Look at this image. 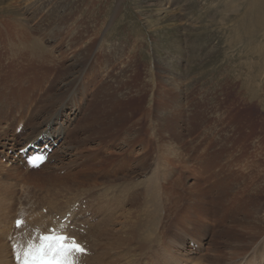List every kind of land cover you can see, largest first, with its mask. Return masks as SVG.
Wrapping results in <instances>:
<instances>
[{
    "label": "rangeland",
    "instance_id": "obj_1",
    "mask_svg": "<svg viewBox=\"0 0 264 264\" xmlns=\"http://www.w3.org/2000/svg\"><path fill=\"white\" fill-rule=\"evenodd\" d=\"M52 3V10L62 12L54 17L61 26L87 32L82 37H74L73 32L53 36L43 31L54 19L39 0H0V60L12 46L21 47L19 41L10 44L11 26L19 24L43 25L34 35L43 40L45 49H55L57 56L56 61L49 60L51 53L38 58L36 49L29 50L32 56L27 53L30 59L27 54H13L14 59L8 56L10 62L0 63L3 76L15 81L27 78L31 84L37 81L44 88L42 94L53 86L70 90L67 84L81 78L91 81V92L77 101L70 92L66 94L63 166L51 169L45 160L41 165L28 161L21 165L20 180L12 183L30 185L26 189H32L31 198L37 199L44 194L40 185H49L57 191L60 205L70 200L87 201L86 205L92 202L90 195L114 194L116 199L110 201L114 213L128 208L136 217L153 221L157 233L185 234L189 248H193L191 241L201 242V248L193 249L199 251L196 256H203L197 261L205 264H236L240 256L232 259L235 252L242 256L239 261L253 253L264 258V216L252 210L260 203L264 208V0ZM90 44L92 48L86 49ZM87 52L88 60L81 54ZM15 99L10 100L13 107H25L20 96ZM27 118L18 126L10 122L20 142L14 141L15 150H7L11 156L19 155L32 135L33 130L24 126ZM181 132L180 142L170 143L168 155L166 139ZM0 165L10 170L15 166L1 155ZM29 165L32 168L27 170ZM74 176H82L81 186ZM198 182L201 189L196 187ZM85 184L91 188L89 193H84ZM225 184L231 194L220 208L216 203L221 195L215 194H221ZM203 190L208 191L210 203L196 210L192 198L203 197ZM244 199L253 204L243 212L247 218H240L237 209L231 214ZM209 205L211 213L205 216ZM256 225H260L257 232L263 231L253 239L246 227ZM243 230L246 237L240 236ZM145 256L139 262L144 264Z\"/></svg>",
    "mask_w": 264,
    "mask_h": 264
},
{
    "label": "bare ground",
    "instance_id": "obj_2",
    "mask_svg": "<svg viewBox=\"0 0 264 264\" xmlns=\"http://www.w3.org/2000/svg\"><path fill=\"white\" fill-rule=\"evenodd\" d=\"M52 1L39 0V6H41L42 8L43 7L46 8L47 6V12L46 11L45 12L48 13L50 17H53L51 19H54V17H59L58 15H62V12L56 9L52 10V8L54 7ZM53 14H57V15L53 16ZM47 25L48 26L46 30L43 31H47V33H53L52 34L53 36H58V37H60L62 33L69 34L71 32H73L74 37L75 34H78L79 37H82L83 31L87 32V30L80 29V27L77 26L76 27L71 25L61 26L62 23L57 21L56 19L52 20L51 22L48 21ZM42 27L40 28L28 24H19L17 26H11V28H13V34L10 44H12L14 41H19L21 47L14 49L12 46V50L10 48L11 51L8 53V55L2 58L3 61L5 62L6 60H8L7 62H10L8 56H12L14 59V55H18L20 53L26 55L27 53L30 52L29 51L30 49L33 51L34 49H36L37 52L36 51L35 52L36 54L38 53L39 55L38 58L43 57V59L47 58L46 55L48 53H51L49 60L56 61L57 56H55V49H51V51H48L43 47L44 46L43 40H41L40 37H36L34 35V32L38 31L39 28L42 29ZM29 37H31V39H29ZM91 48H92V44L86 46V49H91ZM40 51L41 54H43L44 56H41V54H39ZM31 53L32 52H30V55L32 56ZM87 53L88 54L86 53H81V54L84 55V59L87 58L88 60V57L89 55L91 56V54H89V52ZM30 55L27 54L28 56L27 58L30 59ZM35 58L36 57H34V59ZM43 59L41 60L38 59L36 61L41 62ZM3 61L0 60V63H3ZM71 67H77V66H75V64H72ZM3 74L4 73L0 69V122L3 123L2 125H0V129L2 131L0 134L3 135V138L2 139L0 138V155L4 158L9 157L11 160L14 161L15 166L10 170V168L7 169L2 167V165H0L1 167L0 174H2L0 176V264H20V261L22 260V259L20 260V258L26 251V243L22 240L21 235L27 231L28 226H32V227L39 226L42 229L44 227V230H47V228L51 224H53V219L55 216L59 215L61 217H64L67 213H71L72 218L70 219H72V224L80 229L79 233L75 231L74 235L78 236L79 238H82L83 240H86L92 251L91 255L86 258L87 264H143L139 262V260L141 259V257H143L144 254L146 255L145 256L146 261H144L143 259L144 264H205L202 262V259H201L202 263L200 261H197V258L199 257L203 258V256H196L197 254H199L198 250L189 248L187 247V245H185V242L188 239V236H185V234L182 233L160 234L159 232L157 233L152 230L154 223L153 221L149 219L145 220L136 217V214L133 213V211H129L128 208L125 209L124 207L118 208L114 213L110 204V201L112 199H116L114 194L107 193L105 198H101V196L97 197V195H90L88 199L92 200V202L89 201V203H87L85 207H84V202H81L80 200H70L67 201L65 205H60L59 204L60 202L58 203L57 191L54 188L50 187L49 185L47 186H45L46 184L40 185L42 186L40 190L43 191L44 193L43 196L40 197L39 199L32 197L33 198L32 199L31 198V193H33L32 189L31 190L26 189V187L31 188L30 185L20 184L18 182L12 183V181H15L17 178H19L20 180V176H21L20 174L22 173L21 165L25 166L26 161L25 159H23L21 154L17 156L16 155L11 156L9 155V153H7L8 149L15 150L16 144L14 141H16L17 139L15 138L16 137V135H14L15 133H13V131L10 129L11 127L10 122H16L17 126L19 124L21 125L23 120L27 118L26 117L27 113H29V118H27L28 120L24 124V126L28 129H32L33 132L29 140H27L29 142H27L24 147L36 141L41 136H43L44 141L47 140L46 143H52L50 139L53 138L54 143H56L57 146L54 148L53 151L50 152L49 160L47 162L45 161L46 166L51 169L61 168L63 166L62 164L63 159L64 160L66 159L64 157L65 156L64 154L67 153V155H70V152H64L63 154L64 156H61V149H63L64 147L63 143L67 139L65 123L67 122L68 118H64L63 108H62L65 103L64 100L67 98L66 94L70 92V94H73L72 100L77 101L76 98H80V96H85L91 92V89L89 87L91 81L90 82L86 80L83 81L80 80L81 78L79 80L76 79L75 82H73L72 84L70 83L71 81L67 84L68 86L69 85L72 86L69 87L70 90L67 89L68 91L66 89L62 91L60 89L59 90L53 89L54 88L53 86L51 87L52 89L48 88L49 92H47V94H42L44 88L41 85H39L37 81H33V84H31L30 82H28L27 78L17 79L16 81L14 78H13L14 80H10L9 78L4 77ZM157 81L159 80L157 79ZM21 84H24L25 87L26 86L29 87L24 89L23 86H20ZM14 88H17V90H13ZM15 95L20 96L22 98L21 103L25 105V107L12 106L13 104L10 103V100L13 99L16 100ZM33 101H35L36 104L32 108L31 105ZM13 103L15 105L16 101H13ZM15 110H16V116L11 118V115L13 114V112H15ZM71 110L73 113H77L79 111L78 109H71ZM164 120L165 118L163 117V122H162L163 126L166 125L164 123ZM163 126H162V135L163 137H165V134L163 133L165 131L163 130ZM25 127L23 129H25ZM170 135H173V133L172 134L170 133ZM26 136L29 137V134L26 133L25 137ZM173 136L174 137L169 139L165 138L167 142H165L164 145L168 152V155L171 154V152L169 151L170 150L172 151L170 143L173 140L179 141V138L181 139L182 132L175 133ZM17 144H20V142H18ZM42 145L44 144L42 143ZM49 146H53V143L50 144ZM175 152L177 153V151ZM178 154L180 156L183 155L180 152ZM184 161L185 160H182L181 163L184 164V168L188 169L189 167L184 163ZM30 165H32V163ZM30 165L27 166L26 168L27 170H30L32 168ZM194 173L196 174V172ZM84 176L87 178L89 177L87 173H84ZM7 177H10L11 180L8 181L3 180L4 178ZM74 177L78 178V182L76 185L81 186L83 183L81 178L82 176H74ZM197 184H198V186H196L197 189L198 188L201 189L202 186L199 185V182ZM50 185L55 186L56 184H50ZM151 185H156V184H151ZM222 186L223 188L221 194L219 193L215 194L217 196L221 195V198H219L216 203V205L220 208H224L223 203L231 194V191L228 190L227 188L228 187L227 184ZM150 187L152 188V186ZM89 190H91V188L87 184H85L84 193H89ZM205 190H203L204 192H202L203 197L194 194L195 196L192 198V201L195 204H197L195 207L196 210H200L201 208H204L205 205L208 204V202L210 203V198L209 201H207L208 199L207 196L209 197L208 191ZM154 197H157V194L155 195L154 193ZM66 198L68 200L69 196H66ZM26 200L27 202L25 203ZM249 202H251L250 199H244L242 202L237 203L236 207L233 208V210L232 209L230 210L231 214H234L237 210H240L241 212L240 218H244V217L247 218L248 213L244 214L243 212L246 211V209H248V206L251 204ZM121 205L123 206V204ZM262 207L263 204L261 205L260 203L254 205L253 209L252 208L251 209L254 210L255 213L262 214L264 216V208L262 209ZM43 209H47V213H44ZM205 211H206L205 216L211 213L210 205H209V209H205ZM21 221H25L26 223H28V226L18 227L19 226L18 224ZM259 226L256 225L255 227L254 226L246 227L248 229L247 231L249 236L252 237L253 239L257 237L261 233V231H263L262 229L264 227H262L261 231L259 230L260 232L259 231L257 232ZM244 231L245 230L241 231L240 236L242 235L243 237H246L247 232L245 231L246 233H244ZM200 243H198V249L201 248ZM258 247L259 246H257V248ZM241 257H242L241 255L235 252L234 257L232 259L235 258L238 259L236 261V264H264V258L263 257L258 258V255L254 253L251 256L248 255L242 261H239Z\"/></svg>",
    "mask_w": 264,
    "mask_h": 264
},
{
    "label": "snow or ice",
    "instance_id": "obj_3",
    "mask_svg": "<svg viewBox=\"0 0 264 264\" xmlns=\"http://www.w3.org/2000/svg\"><path fill=\"white\" fill-rule=\"evenodd\" d=\"M41 239L47 243H42L35 249L30 247L25 255L24 264H71L63 254L72 250L83 251L79 244L68 243L69 238L66 236H43ZM52 241H55V247ZM57 257L62 258L57 259Z\"/></svg>",
    "mask_w": 264,
    "mask_h": 264
}]
</instances>
